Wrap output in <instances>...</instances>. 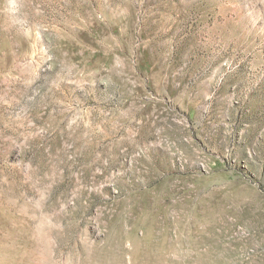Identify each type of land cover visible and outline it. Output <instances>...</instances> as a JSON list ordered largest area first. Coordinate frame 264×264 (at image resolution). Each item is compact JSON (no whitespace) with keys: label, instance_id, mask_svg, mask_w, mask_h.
Segmentation results:
<instances>
[{"label":"rangeland","instance_id":"1","mask_svg":"<svg viewBox=\"0 0 264 264\" xmlns=\"http://www.w3.org/2000/svg\"><path fill=\"white\" fill-rule=\"evenodd\" d=\"M0 264H264V0H0Z\"/></svg>","mask_w":264,"mask_h":264}]
</instances>
